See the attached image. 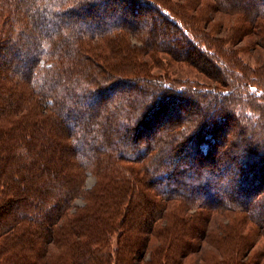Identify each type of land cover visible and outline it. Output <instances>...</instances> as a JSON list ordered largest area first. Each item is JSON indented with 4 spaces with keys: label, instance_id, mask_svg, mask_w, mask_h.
<instances>
[{
    "label": "trees",
    "instance_id": "obj_1",
    "mask_svg": "<svg viewBox=\"0 0 264 264\" xmlns=\"http://www.w3.org/2000/svg\"><path fill=\"white\" fill-rule=\"evenodd\" d=\"M247 37L264 0H0V264H262Z\"/></svg>",
    "mask_w": 264,
    "mask_h": 264
},
{
    "label": "rangeland",
    "instance_id": "obj_2",
    "mask_svg": "<svg viewBox=\"0 0 264 264\" xmlns=\"http://www.w3.org/2000/svg\"><path fill=\"white\" fill-rule=\"evenodd\" d=\"M228 17H229L228 15H223V14L219 15V18L222 19H227ZM252 40L253 39L247 37L245 38V40H243L240 43V46L242 47L241 56L252 65L258 66L260 65V63L264 61V48L258 44H255V42L254 41L252 42ZM171 65H172L171 72L173 71L176 75L199 77L200 79L206 80V77L202 75L201 72H199L195 68L189 67L187 65L175 61H173ZM95 180H96L95 175L93 173H89L86 181L87 186H92ZM77 203L82 204L84 203V201L82 198H79L77 199ZM217 217L218 219L219 218L228 219L227 217L224 216L223 217L217 216ZM256 249L260 251L264 249V238H261L259 240V242L256 245ZM261 258H262V264H264V253L261 254ZM187 260L188 262L191 261V262H197V264H202L198 256L188 258Z\"/></svg>",
    "mask_w": 264,
    "mask_h": 264
}]
</instances>
